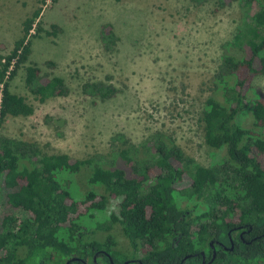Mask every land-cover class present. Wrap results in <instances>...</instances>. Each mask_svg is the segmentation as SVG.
<instances>
[{
    "label": "trees",
    "instance_id": "trees-1",
    "mask_svg": "<svg viewBox=\"0 0 264 264\" xmlns=\"http://www.w3.org/2000/svg\"><path fill=\"white\" fill-rule=\"evenodd\" d=\"M214 1L219 8L239 3L244 15L225 46L228 52L202 117L206 144L224 151L223 159L201 166L162 132L140 146L117 135L114 141L123 146L110 157L86 160L43 155L37 144L0 135V264H111L102 251L114 264L136 259L138 253L144 264H203L202 253L211 259V242L230 246L231 231L235 250L216 246L211 264H264V93L253 85L264 76V0ZM42 12L25 20L23 37L8 56H0V127L8 117L34 114L26 99L11 91V83L30 62L33 39L44 33ZM112 31L110 25L104 29L105 46L116 43ZM41 74L37 65L26 68V87L41 102L69 95L64 79ZM84 93L108 101L118 90L87 83ZM247 117L249 127L241 123ZM83 170L90 171L89 184L102 194L90 190L84 199L75 198L66 177ZM181 199L195 201L194 209L182 207ZM111 204L116 211L109 224L96 228L120 226L130 253L118 251L111 235L98 238L93 227L94 214ZM238 227L252 228L246 237L251 242L240 241Z\"/></svg>",
    "mask_w": 264,
    "mask_h": 264
},
{
    "label": "rangeland",
    "instance_id": "rangeland-1",
    "mask_svg": "<svg viewBox=\"0 0 264 264\" xmlns=\"http://www.w3.org/2000/svg\"><path fill=\"white\" fill-rule=\"evenodd\" d=\"M40 8L44 33L33 39L30 62L11 83V91L24 97L34 114L8 117L1 136L37 144L43 155L86 160L110 157L123 146L114 141L117 135L140 146L162 132L201 166L223 159L224 151L206 144L202 117L225 46L244 19L239 3L219 8L214 0H48L46 5L42 0H0V56L13 51L23 37V23ZM108 25L116 37L113 46L103 42ZM31 65L41 69L42 77L64 79L69 95L41 102L26 87ZM100 82L118 90L115 98L102 101L84 93L85 84ZM253 85L264 93V76ZM241 123L249 127L251 119ZM89 175L83 170L66 177L76 199L90 190L103 193L89 184ZM180 202L194 209L195 201ZM114 211L111 204L95 213L93 227L98 238L111 235L118 251L130 253L120 226L96 228L109 224Z\"/></svg>",
    "mask_w": 264,
    "mask_h": 264
},
{
    "label": "flooded vegetation",
    "instance_id": "flooded-vegetation-1",
    "mask_svg": "<svg viewBox=\"0 0 264 264\" xmlns=\"http://www.w3.org/2000/svg\"><path fill=\"white\" fill-rule=\"evenodd\" d=\"M235 231L239 232V237H240V241L243 242V243H248V242H251V241H248L246 239V237L250 236L251 235V231H252V228L248 231L246 229H244V227H238L236 229H234ZM232 231L229 233V238H230V246H226L220 242H217V241H213L211 242V249H212V253H211V259L208 260L207 256L202 253V257H203V261L202 263L203 264H211L213 263V260L217 258V253H218V250L216 249V246H220V248H222V250L228 252V251H234L235 248H236V243L234 241V238L232 237ZM257 238V237H256ZM253 239V238H252ZM234 246V249H231V247ZM216 252V256L214 257V253ZM105 256L108 257V254L106 252H103ZM141 256L137 257L136 259H133V260H128L126 262H128V264H144L142 262L143 260V253H140ZM95 262H97V256L95 257ZM96 264H99V263H96Z\"/></svg>",
    "mask_w": 264,
    "mask_h": 264
},
{
    "label": "water",
    "instance_id": "water-1",
    "mask_svg": "<svg viewBox=\"0 0 264 264\" xmlns=\"http://www.w3.org/2000/svg\"><path fill=\"white\" fill-rule=\"evenodd\" d=\"M231 249H234V246H232ZM215 256H216V252L214 253V257H215ZM189 257H190V256L186 257V258L184 259V261H186ZM108 258H109L111 264H114V261H113V259L111 258V256H110L109 254H108ZM75 260H77V259H73L72 261H75ZM214 260H215V259H214ZM214 260H213V262H214ZM68 264H70V262H68ZM125 264H128V262H126Z\"/></svg>",
    "mask_w": 264,
    "mask_h": 264
},
{
    "label": "built area",
    "instance_id": "built-area-1",
    "mask_svg": "<svg viewBox=\"0 0 264 264\" xmlns=\"http://www.w3.org/2000/svg\"><path fill=\"white\" fill-rule=\"evenodd\" d=\"M32 34H35V32H34V31H32Z\"/></svg>",
    "mask_w": 264,
    "mask_h": 264
}]
</instances>
